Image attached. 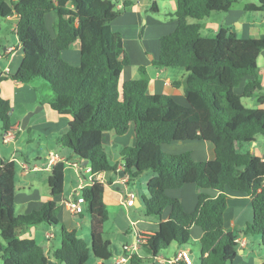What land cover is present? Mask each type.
<instances>
[{"label":"trees","instance_id":"1","mask_svg":"<svg viewBox=\"0 0 264 264\" xmlns=\"http://www.w3.org/2000/svg\"><path fill=\"white\" fill-rule=\"evenodd\" d=\"M175 1L177 25L160 37L154 64L184 69L183 79L173 84L182 86L187 105L167 94L149 93L144 67L139 68V78L120 83L129 59L120 33L110 25L119 12L115 0H0L1 19L18 15L16 36L22 49L16 71L4 77L21 82L41 77L48 82L52 91L49 106L59 115L70 117L67 130L59 137L60 144L80 163L86 161L92 174L116 175L123 170L129 182L145 171L151 172L143 211L159 219L158 228L145 234L140 246L150 258L133 255L130 262L152 259L172 242L188 244L189 229L196 225L202 231L197 264H230L237 255V242L236 235L223 227L228 189L249 196L252 218L243 233L258 236L264 247V159L241 149L264 135V108L247 107L242 102V98L264 91L256 62L264 50V37L240 38L227 26H221L213 36L201 35L199 20L213 12H225L239 0ZM132 2L123 0L122 8ZM244 9L264 13V0H253ZM50 10L57 15L54 36L44 20ZM150 10L158 11L155 1ZM77 42L79 63L73 65L61 53ZM244 76L251 79L238 94L235 89ZM257 101L264 103V93ZM11 110L10 101L0 93L2 131L13 129ZM129 130L134 144L121 148L119 161L111 162L102 148V133L121 135ZM183 141H208L212 148L205 160H194L190 151L169 153L161 147ZM14 178V162L0 161L1 264H47L43 247L34 238H21L18 232L40 223L59 228L60 245L52 256L63 264H86L90 257L104 264L113 256L111 243L104 237L103 225L108 217L104 183L92 178L80 189L89 213L87 244L59 220L54 199L29 213H18ZM63 182L64 164L58 162L47 178L53 197L62 193ZM188 183H194L198 192L195 207L189 212L177 197L166 193ZM202 189H212L216 195ZM165 208L170 209L169 215L161 218ZM139 234L136 231V237ZM176 264L190 263L179 260Z\"/></svg>","mask_w":264,"mask_h":264},{"label":"crops","instance_id":"2","mask_svg":"<svg viewBox=\"0 0 264 264\" xmlns=\"http://www.w3.org/2000/svg\"><path fill=\"white\" fill-rule=\"evenodd\" d=\"M17 1V0H13ZM118 0H115L117 2ZM132 4L123 9L117 8L118 14L111 21L112 30L120 33L124 50L128 56L129 64L121 71L119 81L137 79L140 75V67H144L148 76V92L154 94L170 95L176 102L187 105L182 86L173 84L180 81L185 76V71L181 67H160L154 64L159 55V39L162 35L172 32L177 20L173 15L176 9L175 0H132ZM155 1L158 11L150 10L151 3ZM253 0H239L233 3L225 12H213L199 20L201 25L200 33L203 36H213L221 26H227L240 38L264 37V13L258 16L259 12L246 11L244 6ZM249 13H255L251 16ZM45 25L51 36L55 35L54 24L57 15L50 10L44 15ZM18 15L13 13L0 20V93L11 103L12 128L15 130V139L2 143L0 139V159L3 162L13 161L15 164V194L14 200L18 213H29L38 209L41 204L49 199H54L57 205V217L63 222L65 227L73 230L76 236L82 238L90 244V223L89 213L86 204L79 214L70 213L64 205V200L76 196L80 189L90 184L92 173L89 166L83 165L72 154V152L60 144L59 137L65 133L70 120L69 116L59 115L51 109L48 101L38 99L33 87L29 82L16 81L5 78L6 74L14 73L22 58L21 45L16 36V23ZM192 21V20H189ZM7 29L14 34V42L4 39ZM5 41H2V40ZM12 48V49H10ZM62 57L73 65L79 63V43L72 48L62 51ZM258 65V78L264 87V50L260 52L256 59ZM251 79L244 76L240 85L236 87V92H242L243 85ZM264 91H258L252 96L255 106L264 108V103L259 104L257 99ZM25 103L19 108L21 120L12 118V111L17 103ZM243 102V98H242ZM244 104V103H243ZM22 133H27L23 140L29 145L38 137L36 144V157L32 159L22 152V145H19L17 137ZM2 133L0 124V136ZM46 142V152L43 153L44 161L41 160L40 144ZM102 148L111 162L119 161V151L123 147L132 146L134 137L129 130L125 134H116L113 131H104L101 137ZM11 145V146H10ZM162 149L169 153H179L190 151L194 160H205L207 151L212 148L208 141H183L170 144H163ZM242 150L249 149L254 155L264 159V135L257 136L251 143L243 144ZM58 162L64 164L63 190L60 195L53 197L47 184V178L51 168ZM76 162L79 166L76 167ZM27 163L29 170L24 172L22 164ZM35 167V168H34ZM120 166H118L119 170ZM70 170V173L67 171ZM104 183L103 200L108 211V217L104 221V237L111 243L113 256L104 264H114L116 256L122 254L124 249L131 245L136 238V231L141 234H150L158 228L159 219L153 216H146L143 211V200L147 196L138 191V184L141 178L134 181H127L126 175L119 173L102 174ZM150 175H146L145 180ZM111 178V179H110ZM68 180V181H67ZM147 181V180H146ZM141 186V185H140ZM143 186V185H142ZM141 188V187H140ZM209 195L215 196L212 189H202ZM169 196L177 197L185 211H192L197 201V188L194 183H188L177 189H167ZM140 194V195H139ZM170 209L162 211L161 218H167ZM252 211L249 196L238 190L228 189V199L223 213V227L227 232L236 235L237 255L230 264H260L264 262V247L260 245L259 237L255 235H245L243 233L246 222L251 221ZM45 223L31 225L19 229L21 238H34L44 249L48 258L47 264H63L53 258L52 251L60 245V232L57 228ZM112 233V240L106 235ZM51 234V237H47ZM202 235L201 229L192 225L189 229V243L183 246L172 242L170 246L158 253L152 259L145 260L139 264H176L177 261L185 260L190 264H197L199 259L198 240ZM113 242H116V247ZM241 242L243 245H241ZM138 257L150 258L141 247L136 252ZM86 264H102L101 260L89 258ZM125 264H134L126 262Z\"/></svg>","mask_w":264,"mask_h":264},{"label":"rangeland","instance_id":"3","mask_svg":"<svg viewBox=\"0 0 264 264\" xmlns=\"http://www.w3.org/2000/svg\"><path fill=\"white\" fill-rule=\"evenodd\" d=\"M243 1H249V0H243ZM249 14L251 16L255 15V13H249ZM262 14L263 13L259 12L258 13V16H263ZM0 20H1V18H0ZM5 30H6V32H5V35H4V37H5L4 39H8L9 41L11 40V42H14L15 41L14 34L11 31L7 30V29H4V31ZM4 39L2 41H5ZM30 85L33 87L34 92L36 93L38 99H43L44 101H48L51 98L52 91H51L50 85L48 84L47 81H45L41 77H35L33 79V81L30 83ZM243 103L247 107H254L255 106L252 97L243 98ZM24 104L25 103H23V102L16 104V106L14 107V109L12 111V118L13 119H19L20 118V120H21V117L22 116H21V112L19 111V108L22 105H24ZM26 137H27V133H22V131H20V133H19V135L17 137V140H18L19 145H22V152L24 153V155H28L29 158L32 159L33 156L36 157L38 155L37 148H36V144L39 142V140H38V137H34V141H31L29 143V145L27 146V144L24 143V141H23ZM39 149H40V153H41V158L40 159L44 161V155H43V153H45L46 152V149H47L46 148V142L45 141H41V144H40V148ZM67 172L70 173V170H68ZM146 175H151V172L150 171H145V172H143L142 174H140L136 178L137 180L139 179V177L141 178V181H140L141 183L138 184V187H139L138 188V191H142L145 195H146V180H147V179L145 180ZM137 180H136V182H137ZM53 227H55L54 230L57 233V226H53ZM106 236L107 237H110L111 240H112V237H113L112 233L111 234L108 233ZM252 236L255 237V235H252ZM113 243L116 246V242H113ZM0 245L1 246L4 245V241L2 240L1 237H0ZM116 247H118V246H116ZM90 258H93V257H90ZM0 264H1V258H0Z\"/></svg>","mask_w":264,"mask_h":264},{"label":"built area","instance_id":"4","mask_svg":"<svg viewBox=\"0 0 264 264\" xmlns=\"http://www.w3.org/2000/svg\"><path fill=\"white\" fill-rule=\"evenodd\" d=\"M122 2L123 0H118L116 2V7L122 8ZM15 135H16V132L14 129H8L6 131H2L0 139L2 143H8L15 139ZM75 166L78 167L79 162L78 163L76 162ZM22 169L24 172H27L30 168L27 163H24L22 164ZM88 170H90V168ZM103 173L104 172H98V173L92 174V177L90 178V180L94 178L95 180H98L99 182L105 183V180L102 176ZM63 202L67 210L70 213L76 214V215L83 211V205L85 204L84 197L80 193L77 194L76 196L70 197L69 199H65ZM51 236H52L51 234L47 235V237H51ZM145 238H146L145 234H139L135 238V241L124 249V252L122 254L116 256L114 260V264H125L126 262H128L131 256L136 254V252L139 250L141 244L145 242ZM241 245H243L242 242H241ZM177 259L180 260V258H177Z\"/></svg>","mask_w":264,"mask_h":264},{"label":"water","instance_id":"5","mask_svg":"<svg viewBox=\"0 0 264 264\" xmlns=\"http://www.w3.org/2000/svg\"><path fill=\"white\" fill-rule=\"evenodd\" d=\"M86 163H87L86 161H83V162H82L83 165H85ZM119 174H120V175H123V170H120V171H119Z\"/></svg>","mask_w":264,"mask_h":264}]
</instances>
